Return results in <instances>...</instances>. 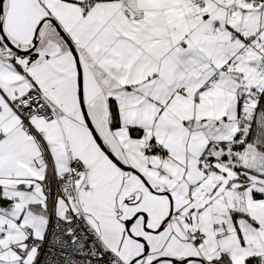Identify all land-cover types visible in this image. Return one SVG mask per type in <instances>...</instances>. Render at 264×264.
Listing matches in <instances>:
<instances>
[{
  "label": "snow or ice",
  "instance_id": "obj_1",
  "mask_svg": "<svg viewBox=\"0 0 264 264\" xmlns=\"http://www.w3.org/2000/svg\"><path fill=\"white\" fill-rule=\"evenodd\" d=\"M0 264H264V0H0Z\"/></svg>",
  "mask_w": 264,
  "mask_h": 264
}]
</instances>
